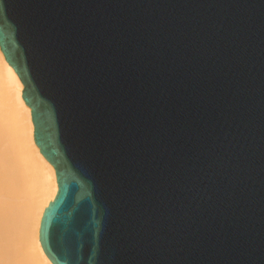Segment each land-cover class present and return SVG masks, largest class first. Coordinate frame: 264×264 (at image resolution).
Returning a JSON list of instances; mask_svg holds the SVG:
<instances>
[{
    "label": "water",
    "instance_id": "obj_1",
    "mask_svg": "<svg viewBox=\"0 0 264 264\" xmlns=\"http://www.w3.org/2000/svg\"><path fill=\"white\" fill-rule=\"evenodd\" d=\"M0 51L51 264H264V0H0Z\"/></svg>",
    "mask_w": 264,
    "mask_h": 264
},
{
    "label": "bare ground",
    "instance_id": "obj_2",
    "mask_svg": "<svg viewBox=\"0 0 264 264\" xmlns=\"http://www.w3.org/2000/svg\"><path fill=\"white\" fill-rule=\"evenodd\" d=\"M22 92L0 51V264H51L39 230L58 185L54 168L35 145Z\"/></svg>",
    "mask_w": 264,
    "mask_h": 264
}]
</instances>
